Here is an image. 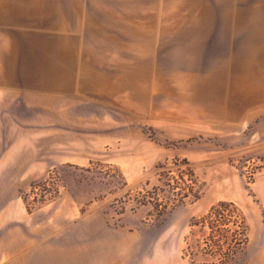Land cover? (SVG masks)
I'll return each instance as SVG.
<instances>
[{
    "label": "rangeland",
    "instance_id": "rangeland-1",
    "mask_svg": "<svg viewBox=\"0 0 264 264\" xmlns=\"http://www.w3.org/2000/svg\"><path fill=\"white\" fill-rule=\"evenodd\" d=\"M140 3L155 10L157 21L170 15L165 20L172 27L181 19L178 11L264 9V0ZM231 52L157 51L153 105L138 121L127 111L93 113V99L52 95H28L25 112L6 115L0 124V157L14 148L9 144L15 138L34 139L39 131V177L20 179V194L33 207L27 217L39 220V264H212L215 256L203 249L206 231L191 229L190 223L221 200L243 208L250 239L246 264L258 262L264 250V113L252 121H214L180 97L195 93L188 86L195 78L187 76L204 68L200 56L226 58ZM98 125L102 129H94ZM57 148L60 158L71 160L54 159ZM175 159L191 163L203 192L156 224L149 217L151 205L139 200L163 187L159 164L168 163L177 174ZM46 178L47 188L36 185L31 193V182ZM41 193L48 199L39 201Z\"/></svg>",
    "mask_w": 264,
    "mask_h": 264
},
{
    "label": "crops",
    "instance_id": "crops-1",
    "mask_svg": "<svg viewBox=\"0 0 264 264\" xmlns=\"http://www.w3.org/2000/svg\"><path fill=\"white\" fill-rule=\"evenodd\" d=\"M145 5L0 0V124L27 110L28 95L93 99V113L127 111L138 121L153 105L160 50L232 51L226 58L200 56L204 68L187 76L195 78L188 84L195 93L181 99L214 121H252L264 113V9L178 11L172 27L165 20L170 15L157 21ZM27 144L34 146L22 147ZM9 145L14 148L0 157V227H6L0 228V264H39V220L27 217L20 194L21 178L39 177V131ZM58 149L54 159L71 160ZM255 264H264V250Z\"/></svg>",
    "mask_w": 264,
    "mask_h": 264
},
{
    "label": "trees",
    "instance_id": "trees-1",
    "mask_svg": "<svg viewBox=\"0 0 264 264\" xmlns=\"http://www.w3.org/2000/svg\"><path fill=\"white\" fill-rule=\"evenodd\" d=\"M173 166L177 167V174H173L168 163L159 164V181L163 187L154 188L153 192L143 194L141 204H150L149 217L156 224L163 223L166 218L179 207L196 202L201 198L204 183L200 181L193 166L187 159H175ZM36 185L46 189L49 178L31 182V193L35 194ZM21 197L28 212L33 211L27 203L26 197ZM40 194L39 201L47 200ZM52 199V198H50ZM191 229L200 226L206 231L202 242L203 249L215 256L212 264H246V249L249 244V225L243 208L235 201L221 200L213 204L200 217H194L190 223ZM192 232V230H191ZM209 264V263H194Z\"/></svg>",
    "mask_w": 264,
    "mask_h": 264
}]
</instances>
